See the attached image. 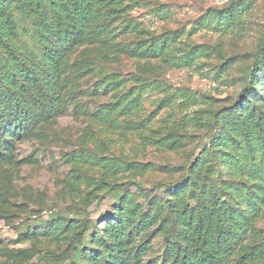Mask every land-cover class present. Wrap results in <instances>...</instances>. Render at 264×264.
I'll return each mask as SVG.
<instances>
[{
	"label": "rangeland",
	"instance_id": "1",
	"mask_svg": "<svg viewBox=\"0 0 264 264\" xmlns=\"http://www.w3.org/2000/svg\"><path fill=\"white\" fill-rule=\"evenodd\" d=\"M14 16L16 47L29 62L38 63L43 49L32 35L31 21ZM104 37L127 52L111 53L115 59H95L89 70L70 73L57 115L40 122L33 136L12 142L14 159L5 167L12 168L13 179L6 188L9 199L0 205V248H36L40 252L27 260L29 264H68L73 254L62 253L71 238L65 226L75 220L102 226L116 220L114 213L123 206L154 215V225L144 231L150 248L146 258H159V223L170 216L168 204L183 200L193 206V191L205 201L214 196L248 214L249 201L257 195L247 182L235 190L224 188L223 180L229 178L217 152L209 155L210 173L205 176L203 166L193 170L198 179L193 187L184 184L179 194L167 185L181 180L183 168L220 133L222 120L233 119L229 113L236 106L243 75L264 37V0H122L121 12L108 22ZM156 42L167 44L176 57L193 53L191 65L164 63L166 51L159 47L157 53L151 47ZM0 65L11 69L1 51ZM184 92L198 104L181 109ZM116 104L107 121L94 118L99 108ZM260 104L264 112V98ZM215 110L214 132L207 123L197 127L188 120L197 116L210 121ZM246 114L241 107L238 116ZM120 183L125 185L113 186ZM56 216H61L58 225ZM251 223L255 234L246 241L264 245V203ZM30 224L49 225L52 231L22 237ZM134 239L141 241L139 236ZM87 244L78 245L77 251ZM257 264H264V258Z\"/></svg>",
	"mask_w": 264,
	"mask_h": 264
},
{
	"label": "trees",
	"instance_id": "2",
	"mask_svg": "<svg viewBox=\"0 0 264 264\" xmlns=\"http://www.w3.org/2000/svg\"><path fill=\"white\" fill-rule=\"evenodd\" d=\"M121 5L122 0H0V51L11 66L9 70L0 65V82L5 87L0 88V205L8 201L6 188L13 179L12 168L5 167L14 159L12 142L33 136L40 122L57 115L60 96L70 83V73H83L95 59L109 61L115 59L113 53L127 52L118 43H107L104 37L108 22L121 12ZM15 13L31 21L32 35L43 49L38 63L29 62L15 45L18 36ZM217 20L221 23L222 17ZM151 47L157 53L159 47L166 51L163 54L166 64L189 67L194 59L190 52L176 57L164 43L156 42ZM252 59L243 75L236 106L229 113L233 119H223L220 133L216 132L209 145L183 168L181 180L167 185L179 194L182 185L193 187L198 182L193 170L203 166L206 176L212 171L209 155L217 152L222 170L229 178L223 180L225 189L235 190L247 182L256 190L257 195L249 201L248 214L237 211L230 203L219 202L214 196L205 201L192 191L193 206L183 200L168 204L170 216L161 218L159 223L163 233L161 257L146 258L150 248L144 231L154 225L155 217L149 210L123 206L120 213H114L116 220L110 219L102 226L93 220H75L65 226L69 227L71 238L62 253L70 250L73 254L68 264H257L264 258V245H250L246 241L248 235L255 234L251 221L264 203V112L260 104L264 98L261 91H264V37ZM124 98L120 99L121 103ZM182 99L181 109L198 104L197 98L186 92ZM116 107L117 104L105 105L94 118L105 122ZM241 107L247 110L244 117L238 116ZM218 110L213 111L210 121L197 116L188 120L197 127L207 123L214 132ZM53 219L54 225L61 223V216ZM51 231L49 225L37 228L30 224L21 236L34 238ZM260 233L264 240V232ZM134 236H139L141 241H136ZM86 242L87 247L77 251L78 245ZM87 250L90 251L86 253ZM38 252L36 248L2 247L0 259L5 260L0 264H29L27 260Z\"/></svg>",
	"mask_w": 264,
	"mask_h": 264
}]
</instances>
